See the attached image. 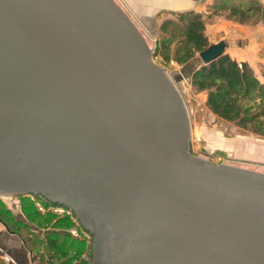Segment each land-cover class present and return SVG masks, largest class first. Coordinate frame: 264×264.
<instances>
[{
    "label": "water",
    "instance_id": "95a60500",
    "mask_svg": "<svg viewBox=\"0 0 264 264\" xmlns=\"http://www.w3.org/2000/svg\"><path fill=\"white\" fill-rule=\"evenodd\" d=\"M189 140L177 89L114 0H0V196L73 214L91 264H264V173Z\"/></svg>",
    "mask_w": 264,
    "mask_h": 264
},
{
    "label": "trees",
    "instance_id": "16d2710c",
    "mask_svg": "<svg viewBox=\"0 0 264 264\" xmlns=\"http://www.w3.org/2000/svg\"><path fill=\"white\" fill-rule=\"evenodd\" d=\"M219 17L239 25L264 27V0H212L205 12L172 13L157 28V51L162 61L183 64L193 59L210 45L206 23ZM189 83L194 90L205 92L204 105L217 118L264 138V67L258 77L247 63H237L223 53L201 63ZM29 197L19 196L23 221L0 199V220L20 235L33 259L41 264H91V243L73 214L40 211L37 201L45 208L51 204L38 196ZM73 228L78 229L76 235L71 233Z\"/></svg>",
    "mask_w": 264,
    "mask_h": 264
},
{
    "label": "rangeland",
    "instance_id": "374dc122",
    "mask_svg": "<svg viewBox=\"0 0 264 264\" xmlns=\"http://www.w3.org/2000/svg\"><path fill=\"white\" fill-rule=\"evenodd\" d=\"M114 2L126 14L124 10L125 6L119 4L117 0H114ZM211 2L212 0L210 3ZM206 6L204 12L206 11ZM219 19L225 20L219 17L206 23L205 34L209 44H215L221 40L226 41L221 39V37H224L226 33L223 32V30H219L216 29L217 27H214V24H216ZM130 20L140 31L145 42L150 48L153 61L164 70L182 99L189 124L190 153L197 157L204 158L214 164H225L264 173V138L255 135L248 130H242L230 122L217 118L208 109H206L204 105L206 98L205 92H198L190 85V72L195 66L198 67L201 64V62L197 60L198 54L194 56L196 59H191L192 61L190 60L183 64H178L173 60L164 62L162 61L161 55H158L157 51V29L147 31L136 20ZM159 23L160 21L158 24ZM252 28V30H254L258 27L254 26ZM224 53H226L225 49ZM240 142L248 143V146L244 148L243 152H240V149H238ZM31 198L29 197V199ZM0 199L4 202L5 207L11 211V214L16 219L20 221L25 220L20 207L22 202L21 198L7 196L6 198L1 197ZM40 206H42V204H40ZM42 208L43 211L50 210L49 208ZM50 211L55 212L53 210ZM19 212H21V214ZM55 213L62 214L59 212ZM87 238L91 243V238Z\"/></svg>",
    "mask_w": 264,
    "mask_h": 264
},
{
    "label": "crops",
    "instance_id": "0c3cea01",
    "mask_svg": "<svg viewBox=\"0 0 264 264\" xmlns=\"http://www.w3.org/2000/svg\"><path fill=\"white\" fill-rule=\"evenodd\" d=\"M117 1L125 6L124 10L130 19L139 22L147 31H152L157 29L159 21L170 17L172 13L189 10L204 12L205 6L211 0ZM214 27L226 33L224 37H221L226 40L225 52L237 63H247L259 77L260 71L264 67V27L257 25L258 28L252 30L254 26L239 25L222 19H219ZM196 68L197 66L192 69L190 74ZM246 146H248L247 142H240L238 149L243 152ZM19 213L21 214V212ZM0 264H41L38 260L33 259L20 235L11 232L1 220Z\"/></svg>",
    "mask_w": 264,
    "mask_h": 264
},
{
    "label": "built area",
    "instance_id": "2783aa9c",
    "mask_svg": "<svg viewBox=\"0 0 264 264\" xmlns=\"http://www.w3.org/2000/svg\"><path fill=\"white\" fill-rule=\"evenodd\" d=\"M30 197L33 198V196H30ZM40 204H42V202L37 201V207L39 208L40 211H43V208H42V207H44V205L42 204V206H40ZM44 208H45V207H44ZM48 208H49L50 210L55 211V212H59V213L66 212V213H68V214H71V213H69V212H67V211H65V210H63V209H61V208H59V207H56V206L49 205ZM77 222H78V221H77ZM81 232L84 233V231H82V230H81ZM71 233L74 234V235H76V234L78 233V229H77V228H73V229L71 230ZM84 235L87 236V237H89L86 233H84Z\"/></svg>",
    "mask_w": 264,
    "mask_h": 264
}]
</instances>
